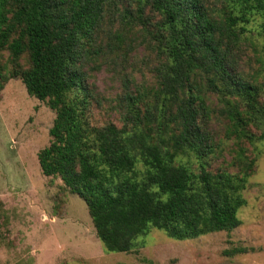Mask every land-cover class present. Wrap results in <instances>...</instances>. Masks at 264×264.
I'll list each match as a JSON object with an SVG mask.
<instances>
[{"label":"trees","instance_id":"obj_1","mask_svg":"<svg viewBox=\"0 0 264 264\" xmlns=\"http://www.w3.org/2000/svg\"><path fill=\"white\" fill-rule=\"evenodd\" d=\"M221 2L211 9L209 0H0V50L13 60L27 55L25 89L55 111L50 141L37 153L40 170L84 201L106 251L136 249L151 228L183 240L241 223L246 176L203 163L213 148L206 100L217 97L236 138H264L260 88L232 58L246 25L264 18V0ZM106 15L140 24L160 58L157 89L123 96L121 127L89 120L85 66L101 54ZM179 155H192L199 169Z\"/></svg>","mask_w":264,"mask_h":264},{"label":"rangeland","instance_id":"obj_2","mask_svg":"<svg viewBox=\"0 0 264 264\" xmlns=\"http://www.w3.org/2000/svg\"><path fill=\"white\" fill-rule=\"evenodd\" d=\"M209 4L223 8L221 0ZM246 29L232 58L238 72L259 86L264 103V18L255 15ZM99 32L101 54L85 66L89 120L121 127L123 96L151 95L157 89L160 58L140 24L127 26L118 16L106 15ZM28 64L25 53L13 60L7 49L0 50V264H264V138L249 143L232 135L216 96L206 100L205 128L213 148L203 163L211 172L246 176L239 226L183 240L151 228L137 239L136 249L109 252L96 236L84 201L40 170L37 153L50 141L55 111L27 93L19 72ZM177 161L199 169L192 155H179ZM234 248L246 251L229 254Z\"/></svg>","mask_w":264,"mask_h":264}]
</instances>
